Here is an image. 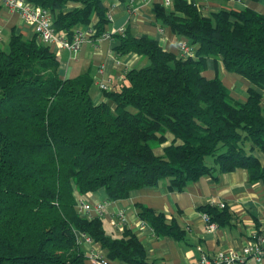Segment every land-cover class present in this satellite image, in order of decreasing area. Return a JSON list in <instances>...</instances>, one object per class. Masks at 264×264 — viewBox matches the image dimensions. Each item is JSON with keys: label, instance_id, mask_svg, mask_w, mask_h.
Listing matches in <instances>:
<instances>
[{"label": "trees", "instance_id": "obj_1", "mask_svg": "<svg viewBox=\"0 0 264 264\" xmlns=\"http://www.w3.org/2000/svg\"><path fill=\"white\" fill-rule=\"evenodd\" d=\"M28 1L49 11L56 31L92 24L99 38L109 22L105 0ZM69 1L81 6L63 13ZM155 17L195 46L194 55L183 59L127 30L114 35L117 55L147 62L97 104L89 72L63 79L58 59L35 36L11 31L0 47V264H86L77 234L99 244L109 261L149 264L130 230L114 236L100 216L80 217L77 197L103 189L118 201L162 182L181 191L236 169L264 183L255 156L264 153V13L224 7L204 16L191 1L173 0L157 6ZM211 58L252 85L244 101L217 75H203ZM138 210L155 235L183 238L163 213ZM198 210L217 226L231 218L217 206Z\"/></svg>", "mask_w": 264, "mask_h": 264}, {"label": "crops", "instance_id": "obj_2", "mask_svg": "<svg viewBox=\"0 0 264 264\" xmlns=\"http://www.w3.org/2000/svg\"><path fill=\"white\" fill-rule=\"evenodd\" d=\"M202 4H207L209 13L224 7L251 8L264 13V2L260 1L203 0ZM103 5L109 19L108 24L104 26V32L108 33L110 38L101 37L94 42L89 40L76 53H69L55 45L49 46L59 61L60 76L63 79L75 78L89 72L96 104L104 100L98 87L99 83L107 84L111 91H116L128 70L140 68L147 62L145 58L135 53L124 56L115 53L118 41L113 39V36L119 35L120 29L127 30L137 37L144 35L152 38L166 52L174 55H178L176 44L184 40L172 34L169 28L160 26V22L156 20L155 8L163 7V0H105ZM80 6L77 2L69 1L64 5L62 12L68 13ZM93 21H96L95 17ZM88 27L78 29L86 30ZM11 31L21 34L28 40L34 38L32 29L21 22L17 13L0 7L1 48L6 47V39ZM203 75L207 79L217 75L236 100L244 101L247 90L252 87L241 77L228 73L220 61H214L212 58L207 60ZM261 97V106L264 107V90ZM255 156L264 167V153L257 152ZM77 198L90 204L106 203L100 218L106 231L114 236H118L119 232L112 222L117 223V214L123 213L126 220L124 227L136 235L145 250L149 264H196L202 255L212 257L219 251L240 250L252 233L264 235V183L249 182L244 169L219 175L216 179L203 176L196 182L189 183L181 191L170 189L167 182H162L156 186L131 191L126 199L118 201H108L103 189ZM211 201L224 203L231 218L228 224L217 226L213 232H206L198 208L208 205ZM138 206L161 212L167 219L176 222L184 232L183 238L176 240L168 236L155 235L150 226L139 219ZM79 245L85 256L90 251H97L105 256L99 244L91 240L90 242L80 240ZM86 264H89L87 260ZM110 264L127 263L110 261ZM243 264H264V258L261 262L250 258Z\"/></svg>", "mask_w": 264, "mask_h": 264}, {"label": "built area", "instance_id": "obj_3", "mask_svg": "<svg viewBox=\"0 0 264 264\" xmlns=\"http://www.w3.org/2000/svg\"><path fill=\"white\" fill-rule=\"evenodd\" d=\"M171 0H163L165 7L171 6ZM0 7L5 8L11 12L18 14L20 20L25 25L29 26L37 41L46 44L48 46H58L61 49L68 51L69 53L78 52L83 44L91 40L92 42L99 38H110L108 33L103 32L99 38H94V30L92 26L86 28V30L74 29L70 33L63 30L56 31L53 26L52 18L49 11L34 5L28 0H0ZM124 30L120 29L119 35H122ZM178 55L183 59L190 58L194 55L195 46L190 45L185 40H180L176 44ZM99 90L101 92H109L111 89L107 84L99 83ZM106 203L90 204L84 202L81 198L76 199L75 210L80 217L89 218L101 216ZM210 206H217L219 209H224L226 206L224 203H216L211 201L208 203ZM204 231L213 232L217 229V224L211 221L210 217L201 213ZM118 222H112L114 228L121 233L123 231L125 216L123 213L117 214ZM78 235V242L84 240L90 242V239L84 235ZM86 257L89 264H110V261L106 256L98 253L97 251H90ZM253 258L257 262H261L264 258V235L252 233L247 243L240 250H227L219 251L212 257L202 255L197 260L196 264H243L248 259Z\"/></svg>", "mask_w": 264, "mask_h": 264}, {"label": "rangeland", "instance_id": "obj_4", "mask_svg": "<svg viewBox=\"0 0 264 264\" xmlns=\"http://www.w3.org/2000/svg\"><path fill=\"white\" fill-rule=\"evenodd\" d=\"M173 0H171V2H172ZM189 1H191L192 2V4L194 5V6H196L197 8H199V10L202 12V14L204 15V16H207L208 15V13H209V11H208V7H207V4H205V5H203L202 3H203V0H189ZM206 1V0H205ZM169 7H172V4H171V6H169ZM2 8V7H1ZM5 9V8H4ZM4 39H6L5 37H4ZM7 40V39H6ZM39 42V41H38ZM179 42V41H178ZM39 43H41V42H39ZM43 44V43H42ZM177 49V48H176ZM259 91V90H258ZM260 92V94H261V96H262V90H260L259 91ZM262 98V97H261ZM261 103H262V101H261Z\"/></svg>", "mask_w": 264, "mask_h": 264}]
</instances>
